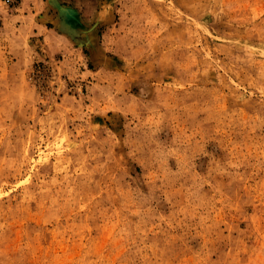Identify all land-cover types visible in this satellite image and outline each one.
I'll return each mask as SVG.
<instances>
[{
	"label": "rangeland",
	"instance_id": "374dc122",
	"mask_svg": "<svg viewBox=\"0 0 264 264\" xmlns=\"http://www.w3.org/2000/svg\"><path fill=\"white\" fill-rule=\"evenodd\" d=\"M0 264H264V0H0Z\"/></svg>",
	"mask_w": 264,
	"mask_h": 264
},
{
	"label": "built area",
	"instance_id": "2783aa9c",
	"mask_svg": "<svg viewBox=\"0 0 264 264\" xmlns=\"http://www.w3.org/2000/svg\"><path fill=\"white\" fill-rule=\"evenodd\" d=\"M8 1H10V0H8Z\"/></svg>",
	"mask_w": 264,
	"mask_h": 264
}]
</instances>
